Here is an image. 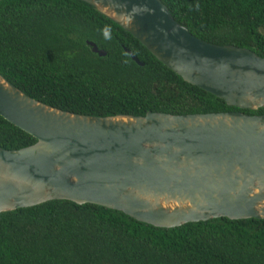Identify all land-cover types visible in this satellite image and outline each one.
Wrapping results in <instances>:
<instances>
[{"label": "water", "instance_id": "obj_1", "mask_svg": "<svg viewBox=\"0 0 264 264\" xmlns=\"http://www.w3.org/2000/svg\"><path fill=\"white\" fill-rule=\"evenodd\" d=\"M79 1L183 81L229 107H264V57L195 37L160 0ZM0 116L36 140L17 150L0 147V213L66 200L166 229L218 218L264 219V114L96 117L48 106L0 75Z\"/></svg>", "mask_w": 264, "mask_h": 264}, {"label": "trees", "instance_id": "obj_2", "mask_svg": "<svg viewBox=\"0 0 264 264\" xmlns=\"http://www.w3.org/2000/svg\"><path fill=\"white\" fill-rule=\"evenodd\" d=\"M160 1L195 37L264 57V0ZM106 24L110 40L101 33ZM88 41L106 56L93 53ZM0 75L48 106L96 117L264 114V107H229L183 81L79 0H0ZM35 142L0 116L1 148ZM0 264H264V219L218 218L166 229L102 206L52 200L0 213Z\"/></svg>", "mask_w": 264, "mask_h": 264}, {"label": "clouds", "instance_id": "obj_3", "mask_svg": "<svg viewBox=\"0 0 264 264\" xmlns=\"http://www.w3.org/2000/svg\"><path fill=\"white\" fill-rule=\"evenodd\" d=\"M101 33L103 35V37L106 39V40H110L112 38V29H111V26L110 25H105L102 30H101Z\"/></svg>", "mask_w": 264, "mask_h": 264}]
</instances>
